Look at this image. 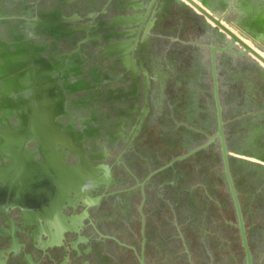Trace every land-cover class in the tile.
Segmentation results:
<instances>
[{
  "label": "flooded vegetation",
  "instance_id": "1",
  "mask_svg": "<svg viewBox=\"0 0 264 264\" xmlns=\"http://www.w3.org/2000/svg\"><path fill=\"white\" fill-rule=\"evenodd\" d=\"M151 2L107 0L87 18L118 8L103 20V38L84 31L0 36V264L160 263L150 259L160 248L150 236L151 191L179 185L169 172L180 161L159 169L195 146L158 163L146 151L153 84L147 53L155 37L141 33L149 16L140 33H126L134 26L122 24L145 9L135 14L142 21L150 6L154 23L182 7ZM29 6L38 18L37 1ZM47 13L53 31L55 16ZM73 14L58 19L78 18ZM258 110L242 119L264 122ZM183 254L196 264L188 247Z\"/></svg>",
  "mask_w": 264,
  "mask_h": 264
},
{
  "label": "rangeland",
  "instance_id": "2",
  "mask_svg": "<svg viewBox=\"0 0 264 264\" xmlns=\"http://www.w3.org/2000/svg\"><path fill=\"white\" fill-rule=\"evenodd\" d=\"M35 1L38 3V18H32L34 10L29 6ZM106 1L22 0V3L19 0H0V16L8 18H0V36L7 40L32 34L48 36L45 31L50 34L56 31L50 30L51 25L43 19L47 12H51L55 16L52 28L59 30V36L66 35L61 29L65 28L63 25L70 24L81 25L73 34L93 32L103 38L107 32L103 20L108 23L109 16L116 14L118 8L111 4L96 21H88L87 18L91 12L101 11ZM205 1L215 12L226 15L230 22L222 19L237 28L251 45L264 52V0ZM148 2L145 0L146 4ZM189 10L185 5L172 7L170 15L165 14L160 19L156 16L159 20L156 19L155 23L153 20L148 31H141L143 36L155 37L147 53L153 84L146 123V151L152 163L204 143L217 129L210 50L206 45L223 44L224 39L209 32L206 20L198 15L201 13ZM144 12L145 9H140L131 14L142 15ZM68 13H76L78 18L58 19ZM150 17L146 24L153 19ZM6 20L15 27V31L1 22ZM192 41L197 44L187 43ZM218 57L224 119L241 116L246 109L252 108L249 112L263 110L264 77L257 67L227 53H218ZM251 120L241 118L228 123L226 135L235 157L232 170L254 262L264 264V160L237 152L247 149L264 156V122ZM240 157L246 158L247 163L240 161ZM169 174L178 179L179 185H165L161 190H152L150 195V236L160 247L158 252H151L150 259L160 258L159 264H188L183 254L188 247L196 264H245L219 143L180 161ZM159 180L156 177L154 184L157 185ZM159 192L164 196L158 198Z\"/></svg>",
  "mask_w": 264,
  "mask_h": 264
},
{
  "label": "water",
  "instance_id": "3",
  "mask_svg": "<svg viewBox=\"0 0 264 264\" xmlns=\"http://www.w3.org/2000/svg\"><path fill=\"white\" fill-rule=\"evenodd\" d=\"M154 1L155 0H153V2ZM170 1L171 0H165L166 3L170 2ZM177 1L181 6L184 7V5H185L191 11L196 12L193 8H191L190 6L185 4L184 2H182L180 0H177ZM189 1L202 12V14H198V12H196V13L206 20L205 24L207 25V27H209V29H210L209 32L213 36H217L219 38L224 39L223 44L211 43L209 45H206L207 47H209V50H210L209 56H210L211 72H212V79H213V96H214L215 107H216L217 129L213 135L208 136L207 140L204 143L199 144V145L191 148L188 152H186L184 154L176 156L175 158H173L169 162H167L159 170L164 169V168L169 167V166H172V165H174V163L181 161V160H184V159L192 156L193 154L197 153L198 151L211 146L212 144L219 143L221 156H222V164H223V169H224V177H225V180H226V183H227V186H228V189H229L232 201H233V205L235 208V212H236V216H237V227L239 229V234L241 236L242 246H243L244 253H245V264H254V257H253V253L251 251L250 244H249L246 222H245V218H244V214H243V208H242L241 200L239 197V192H238L237 187H236L235 178L233 175L232 161L235 159V157L233 156L231 149L229 147L228 137L226 135V125L232 121L241 119V118L245 117L246 115H253V114L260 112V111H252L249 114H242L241 116H237L231 120H225L224 119L223 105L221 102V95H220L218 53H227L228 55L233 56L234 58H242L244 60L250 61L253 65H255L257 67L258 71L260 72V74L263 77H264V66H262L257 60H255L250 55V52L254 53L263 62H264V57L262 55H260L258 52H256L255 50H253L246 42H244L235 33H233L226 25H224L222 23V20H223L222 18H224L227 22H230L229 18L226 15L223 16V15H220L217 12H215V10L213 8L208 6V4L206 3L205 0H199V1H201L203 5L208 7V9L210 11L206 10L204 7L199 5L194 0H189ZM153 2H151V5H153ZM150 8H151V6H150ZM150 8L148 9L146 14L144 15V18L142 21L139 20L140 19V18H138L139 15H134V16L129 17L127 19V21L124 22V24H129V25H132V24L140 25L139 27L130 28L128 31H126V33H133V32L140 33V31L143 29V24L145 22L144 20H146L149 16ZM206 17L211 19L216 24V26H213L212 24H210V22H208ZM0 18L3 19L6 17L0 16ZM6 19H8V18H6ZM152 25H153V19L151 21H149L145 30L148 31ZM76 29L77 28H74V27L62 28L61 31L64 32L63 34H73V32ZM55 30L56 31H54V34L58 35L57 32H59V30L58 29H55ZM227 34H229L230 37H228ZM237 43H239L240 45L238 46ZM261 111L264 112V109ZM237 152H239L241 154L253 155V156H256V157L264 160V156H262L258 153L251 152L250 150H247V149L237 150ZM239 160L246 162V163L248 161L246 158H241V157ZM256 165L260 166V164H258V163Z\"/></svg>",
  "mask_w": 264,
  "mask_h": 264
},
{
  "label": "bare ground",
  "instance_id": "4",
  "mask_svg": "<svg viewBox=\"0 0 264 264\" xmlns=\"http://www.w3.org/2000/svg\"><path fill=\"white\" fill-rule=\"evenodd\" d=\"M180 1H182V2H184L185 4H187L188 6H190L191 8H193L196 12H199V13H201L202 14V12L198 9V8H196L189 0H180ZM195 2H197L199 5H201L202 7H204L206 10H208V11H210L209 9H208V7H206L205 5H203L202 4V2L201 1H199V0H194ZM207 18V17H206ZM207 20H208V22H210V23H212V25L213 26H216V24L211 20V19H209V18H207ZM222 23L224 24V25H226L233 33H235L239 38H241L244 42H246L253 50H255L256 52H258L260 55H262L263 57H264V52L262 51V50H260L258 47H254L253 45H251L250 43V41H249V39H247V38H245L244 36H242L241 35V33H240V31L237 29V28H235V27H232V26H230V25H228L224 20H222ZM221 30V29H220ZM223 31V30H222ZM227 36H230L229 34H227ZM250 55L251 56H254L257 60H258V62L262 65V66H264V62L262 61V60H260L254 53H252V52H250Z\"/></svg>",
  "mask_w": 264,
  "mask_h": 264
},
{
  "label": "crops",
  "instance_id": "5",
  "mask_svg": "<svg viewBox=\"0 0 264 264\" xmlns=\"http://www.w3.org/2000/svg\"><path fill=\"white\" fill-rule=\"evenodd\" d=\"M263 10H264V9H263ZM260 11H262V10H260ZM260 11H259V12H260Z\"/></svg>",
  "mask_w": 264,
  "mask_h": 264
}]
</instances>
